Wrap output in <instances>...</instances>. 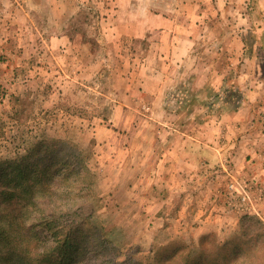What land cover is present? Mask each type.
<instances>
[{"label": "rangeland", "instance_id": "rangeland-1", "mask_svg": "<svg viewBox=\"0 0 264 264\" xmlns=\"http://www.w3.org/2000/svg\"><path fill=\"white\" fill-rule=\"evenodd\" d=\"M0 163V264H264V0H0Z\"/></svg>", "mask_w": 264, "mask_h": 264}, {"label": "trees", "instance_id": "trees-1", "mask_svg": "<svg viewBox=\"0 0 264 264\" xmlns=\"http://www.w3.org/2000/svg\"><path fill=\"white\" fill-rule=\"evenodd\" d=\"M46 142L49 143V140H44V141H40L38 143H35V145L30 148L29 153H28L29 155L27 157L30 158L31 157L30 155L34 154L37 151H41L42 146ZM49 144H53V143H49ZM21 157L22 156H18L16 158H12L10 160V162H12V167L19 168L21 162H23V161L26 160V157H23V158H21ZM42 159L43 158L41 156V157H39L38 160H42ZM2 165H3V163H0V166H2ZM32 166H33V163L31 161L27 163V168L28 169L30 167H32ZM19 174H21V173H19ZM39 180H42V176L39 177ZM45 189H46V186L41 191H44ZM38 191H39V189H37V188L32 187L31 185H29L24 190L23 193H19L17 195V198H18V200H22L23 199L25 201L24 204L31 205L33 203V201L39 197L38 194L41 191L40 192H38ZM51 193L54 194L55 192L52 191ZM70 193H71V190H68V191L67 190H62L61 191V194L62 195H66V196L67 195H70ZM55 197L58 199L59 196L56 195ZM46 202H47V200H46ZM24 206H26V205H24ZM27 211L28 210L26 209L25 210V213ZM75 214L78 215L77 211H75ZM19 215H21L20 212H19ZM18 218H19V216H18ZM64 224H66V223H64ZM48 226L50 228L49 231L52 233L53 240H58V238H59V232L53 229L52 224H49ZM22 229L24 230L23 240H25V247L23 248V246L20 244V246H19V250L20 251L17 252L15 249L9 248V247H13V246H11V245L8 244L9 247L5 250L6 251V255L8 257L11 256V254H15L18 257V260L19 261L24 262L23 264H43L44 261L49 260L50 257H52L54 255L52 251L47 252V253H40V252H38V245L36 246V249H34L32 247L31 248L32 250H31L28 247V245H27V244H29V241H32L33 240L32 239L33 238V234L31 233V227H29V228H23L22 227ZM78 232H80V230H78V231H71L69 233H66L65 236H62V240H63L62 247H64V248L61 249L59 252L64 253V252L67 251V248L68 249L70 248V250H71V249H74L75 247L81 246L77 242L74 243L73 240H72L74 237H76L74 234H76ZM69 235H70V237H69ZM76 238H79V237H76ZM6 239L8 240V242H11L12 236H7ZM78 248H80V247H78ZM75 249H77V248H75ZM0 259H2V256L0 257Z\"/></svg>", "mask_w": 264, "mask_h": 264}]
</instances>
